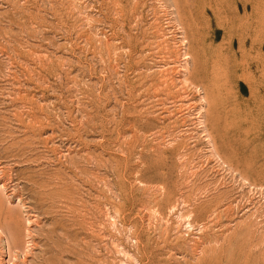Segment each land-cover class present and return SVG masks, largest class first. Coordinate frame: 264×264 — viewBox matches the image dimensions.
<instances>
[{
  "label": "rangeland",
  "instance_id": "obj_1",
  "mask_svg": "<svg viewBox=\"0 0 264 264\" xmlns=\"http://www.w3.org/2000/svg\"><path fill=\"white\" fill-rule=\"evenodd\" d=\"M0 264H264V0H0Z\"/></svg>",
  "mask_w": 264,
  "mask_h": 264
}]
</instances>
